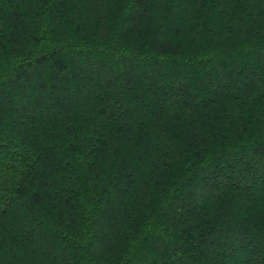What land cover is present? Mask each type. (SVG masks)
I'll list each match as a JSON object with an SVG mask.
<instances>
[{
    "label": "trees",
    "instance_id": "1",
    "mask_svg": "<svg viewBox=\"0 0 264 264\" xmlns=\"http://www.w3.org/2000/svg\"><path fill=\"white\" fill-rule=\"evenodd\" d=\"M0 264H264V0H0Z\"/></svg>",
    "mask_w": 264,
    "mask_h": 264
}]
</instances>
